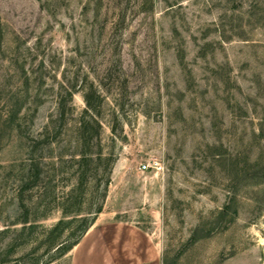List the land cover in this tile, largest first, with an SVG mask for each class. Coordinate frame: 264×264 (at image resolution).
<instances>
[{
  "label": "rangeland",
  "instance_id": "obj_1",
  "mask_svg": "<svg viewBox=\"0 0 264 264\" xmlns=\"http://www.w3.org/2000/svg\"><path fill=\"white\" fill-rule=\"evenodd\" d=\"M89 89L106 196L78 162ZM109 222L159 264H264V0H0V264H74Z\"/></svg>",
  "mask_w": 264,
  "mask_h": 264
},
{
  "label": "crops",
  "instance_id": "obj_2",
  "mask_svg": "<svg viewBox=\"0 0 264 264\" xmlns=\"http://www.w3.org/2000/svg\"><path fill=\"white\" fill-rule=\"evenodd\" d=\"M74 264H159L145 231L127 222L91 228L77 244Z\"/></svg>",
  "mask_w": 264,
  "mask_h": 264
},
{
  "label": "trees",
  "instance_id": "obj_3",
  "mask_svg": "<svg viewBox=\"0 0 264 264\" xmlns=\"http://www.w3.org/2000/svg\"><path fill=\"white\" fill-rule=\"evenodd\" d=\"M95 91L93 89H89L85 93V101H86V108L84 109V115L82 120L80 121L79 130L81 132L80 137V144L81 150L78 153L79 158V167L82 169L84 174H88V172L93 169V167L98 171L101 168V164L104 162L106 163L104 174L106 175L105 181V191L104 196L107 195V190L109 188V184L111 182V172H112V165L114 162V156L112 154L106 155L103 151L102 144H101V137H100V130L102 128L101 122L97 119V115L99 114V105L96 101ZM73 97V92L70 91L67 93V96L60 95L58 100L59 102V115L65 121L66 116V105L68 99L70 100ZM51 122L48 121L45 126L43 132L40 133L35 139L36 146L40 147L43 143H47L50 141L52 137H57L58 134L61 132L55 130L53 131L51 128ZM64 126V125H63ZM62 127V126H61ZM63 128V127H62ZM93 130V131H92ZM95 146H98V150H95ZM41 157L31 156L29 159V171L31 172L30 177L32 180L28 181L25 186L30 187L38 184L39 177L41 175L42 167L41 165ZM24 187V189L26 188ZM104 203L98 204L95 212L99 213L103 210ZM86 222V229L89 224V220L84 218ZM59 226H55L57 229ZM88 230L86 231V233ZM85 233V234H86ZM80 241L77 242V244Z\"/></svg>",
  "mask_w": 264,
  "mask_h": 264
},
{
  "label": "built area",
  "instance_id": "obj_4",
  "mask_svg": "<svg viewBox=\"0 0 264 264\" xmlns=\"http://www.w3.org/2000/svg\"><path fill=\"white\" fill-rule=\"evenodd\" d=\"M149 166H150V163L149 162H145V163L142 164V168L143 169H148Z\"/></svg>",
  "mask_w": 264,
  "mask_h": 264
}]
</instances>
